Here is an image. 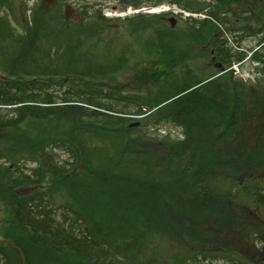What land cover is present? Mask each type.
<instances>
[{"label": "trees", "instance_id": "obj_1", "mask_svg": "<svg viewBox=\"0 0 264 264\" xmlns=\"http://www.w3.org/2000/svg\"><path fill=\"white\" fill-rule=\"evenodd\" d=\"M16 2L0 0V58L17 64L10 76H0V199L7 208L0 227V264H155L153 256L165 236L177 240L173 255H161L165 264H207L209 259L250 264L242 250L226 242L230 237L223 241L217 233L235 223H227V212L243 209L257 216L251 202L264 204V186L256 173L264 170V146L244 144L231 151L223 146L209 154L201 145L204 138L195 144L191 135L159 140L144 123L131 127L130 122L145 115L144 108L170 101L173 112L167 120L183 125L198 115L190 104L200 99L226 124L218 137L227 140L230 131L231 138L242 142L232 136V128L249 102L255 113L250 119H264V85L246 84L241 91L227 73L245 60L246 54L232 47L244 32L259 37L264 53V0H119L123 8L169 3L198 14L175 42L190 39V45L207 46L221 64L213 82H207L211 76L202 79L195 73L166 95L161 91L149 101L133 97L134 112L116 110L84 79L115 70L99 61L96 51L107 41L110 22L100 9L97 18L85 13L75 20L67 18L61 2L20 21L13 13ZM81 9L82 16L85 7ZM136 18L146 20V27L150 21L143 14ZM160 31L168 37L167 28ZM156 52L157 79L178 78L172 52ZM253 58L260 60L264 74V54ZM62 76L72 78L74 86L71 96L57 102L45 78ZM216 82H222L220 97L206 95ZM167 85L158 86L163 90ZM225 102L232 105L230 111ZM198 121L205 135V124L212 120ZM182 159L188 160L182 168L162 165ZM226 169L232 181L244 182H228L225 189L216 175ZM252 229L246 225L247 235ZM181 238L196 244L181 243Z\"/></svg>", "mask_w": 264, "mask_h": 264}, {"label": "rangeland", "instance_id": "obj_2", "mask_svg": "<svg viewBox=\"0 0 264 264\" xmlns=\"http://www.w3.org/2000/svg\"><path fill=\"white\" fill-rule=\"evenodd\" d=\"M61 2L62 0H18L13 7V13L20 18V21L25 17L31 20L34 18L33 16H37L49 8L52 10L56 5L60 6ZM62 3L63 12L66 14L67 18L81 20V17H85V13L97 18L98 13L95 14V12L100 9L102 14L109 19V30L107 31L106 37L107 41L96 48V51L98 52L99 61L115 66V70L104 74L103 72H94L91 74L92 77L84 76V79L86 82L93 83L91 88L103 92L102 94L99 93L101 100L105 101L116 110L124 109L134 112L137 110V105L129 102L133 97L137 98L141 96L148 98L147 100L149 101L150 98L154 99V96L158 95L161 91L162 96L166 95L184 82L191 81V76L195 73L202 79L211 76L209 80L207 79L208 81L205 80L207 82H213L218 79L217 72L220 68H215L213 66L216 59L211 55L209 47H199L192 43V45H190V39L186 42L185 40L182 41L179 45L175 42V36L184 35L185 31L183 29L187 26L189 19L191 17H199L198 14L187 12L175 4L167 3L166 6L170 7L169 10L156 13H151L144 8L135 9L130 6L125 9L119 3V0H64ZM83 6L86 11L83 10L81 16L79 13ZM57 10H59V8H57ZM139 14L150 16V21H147V27L143 23L146 20H138L136 18ZM200 16L202 17L203 15ZM171 18H174V21H171ZM23 22L26 24L25 21ZM140 22L141 24H139ZM14 26L20 28L18 22L14 23ZM166 28L169 31L168 37H165L166 35L160 31L166 30ZM258 38L259 37L250 38L249 36L243 38V34H241L240 44L234 43L232 38L230 40L233 42L232 47L236 51L243 52L244 49L247 50V52H245L247 57L244 62L241 64L234 63L232 73H227L228 76H230L228 77L230 82L236 84L241 91H243V85L246 84L254 85L257 83V85H264V74L261 73V69L258 70L260 66L259 63H254L250 61L251 59L249 58L250 54L260 45ZM160 41L162 44L161 46L159 45ZM154 43L158 46L155 47ZM156 49L172 52L170 54V59H175L174 70L179 74L178 78L172 76L171 78H164L161 81L157 79V70L159 66L154 62L160 58V53L156 52ZM262 49L263 48L260 50ZM93 51L96 53L94 49ZM174 63L172 62L173 66ZM16 66L17 64L14 61L10 64L6 60L0 58V76H10L12 72L11 68H15ZM188 72H190V76ZM222 73L223 72L220 74ZM45 79L49 81L47 83L49 87L47 91L56 97L55 100L57 102H61L62 98L66 96H71L70 92L72 91L70 87L74 85H72L73 79L69 76L49 77ZM163 81L167 82L168 85L161 90V86L159 87L158 85ZM225 81H227V79H225ZM222 82H220L221 86ZM216 83L207 87L205 91L206 95L208 93L209 95L216 96V98L220 97L218 92L221 86L219 82ZM196 96L201 97L200 94ZM191 103L190 105L196 107L195 109L198 115L192 117L190 120H186L183 125L167 120L166 116L173 110L171 102L169 101L165 103L164 106H154L151 110L144 108L143 111L146 112V114L132 120L130 126H134V123L136 125L144 123L142 127L151 132L152 135L159 140H162L165 136H169L172 140H186L191 135L192 138L195 139L193 141V144H195L198 142L196 138L199 139V141L201 138H204L201 140V145L204 146V149L209 152V154H212V151H216L223 146L227 148L230 146V151L234 150L235 147H242L244 144L250 145L249 147L264 146V119L261 118L257 122H253L252 119H250L251 116L255 114L250 111V107H252L251 102L242 105V116L239 118L240 123H238L237 127L232 128V136L240 137L243 139L242 142L236 140L237 138H231L230 131L227 133V140L220 139L218 134L226 125H223V120H218V116L209 113L200 99L192 101ZM223 107H226L227 111L232 109V105L229 103L227 105V102L224 103ZM179 116L181 117V115ZM198 120L202 123L206 121L211 122L209 120H212L211 125L207 123L209 125L206 126L205 124V135L203 132H199L200 122ZM225 121L224 119V122ZM240 155L243 156L244 152ZM205 158L209 160L208 157ZM187 161L188 160L182 159L176 162L174 160L172 161L173 164H167L169 162L165 161L162 165L165 169L172 167L176 168L178 166L182 168V166L187 164ZM258 172H260L259 183L261 186H264V170L256 169V173ZM229 173L230 172L226 169L216 175V181L222 182L225 189L228 187V182L231 185H236L239 181L243 180L242 178H236L232 181L230 177H228ZM243 182L244 181H242V183ZM202 192L204 191L202 190ZM181 193H184V189L181 190ZM199 193L201 192L199 191ZM242 200L243 197H239L238 201ZM249 202H251V200H249ZM251 206L253 212L258 211L257 216L245 212L243 209L236 212L231 209L232 211L227 212L226 221H228L227 223H233L235 221V223L227 225L226 228H222V231H218L217 235L220 239H223V241L226 240L224 238L230 237L229 241L226 242L229 243L232 248L235 249V247H237L242 250V257L248 259L250 264H264V204L252 201L250 207ZM6 218L7 208L0 199V227L4 225ZM247 224L251 225L253 228L248 235L247 231H245ZM184 241L191 245L196 244L195 241L185 238H181L179 242L182 243ZM162 242L163 247L157 250L155 253L156 255L153 256L152 259L155 264H165L161 255H173L171 250L175 251V249L171 247H176L175 244H177L176 238L172 239L167 236L163 237ZM207 264L230 263L228 260L223 259H209Z\"/></svg>", "mask_w": 264, "mask_h": 264}, {"label": "flooded vegetation", "instance_id": "obj_3", "mask_svg": "<svg viewBox=\"0 0 264 264\" xmlns=\"http://www.w3.org/2000/svg\"><path fill=\"white\" fill-rule=\"evenodd\" d=\"M255 31H256V29H255ZM247 36H249L250 38H254L252 35H250V32L247 33V34L244 32V33H243V38H245V37H247ZM245 52H247L246 49L243 50V53H245ZM211 53H212V51H211ZM259 55H260V53L256 54L255 56L259 58ZM246 57H247V56H246ZM246 57H245V58H246ZM213 60H214V58H213ZM213 66H214L215 68H221V64H219V63H217V62H214V63H213ZM258 70H259V68H258Z\"/></svg>", "mask_w": 264, "mask_h": 264}, {"label": "bare ground", "instance_id": "obj_4", "mask_svg": "<svg viewBox=\"0 0 264 264\" xmlns=\"http://www.w3.org/2000/svg\"><path fill=\"white\" fill-rule=\"evenodd\" d=\"M254 38H256V37H254ZM261 49V45H259V47L258 48H256L251 54H250V56H249V58L251 59L250 61H252V62H254V63H258V61H256L254 58H253V56L254 55H256V54H258V53H260V55H259V58L262 56V54H264V53H261L260 50ZM261 64V62H260V60H259V65Z\"/></svg>", "mask_w": 264, "mask_h": 264}, {"label": "built area", "instance_id": "obj_5", "mask_svg": "<svg viewBox=\"0 0 264 264\" xmlns=\"http://www.w3.org/2000/svg\"><path fill=\"white\" fill-rule=\"evenodd\" d=\"M145 10H149L150 12H160V11H164V10H169L170 7L162 5L159 7H154V8H144Z\"/></svg>", "mask_w": 264, "mask_h": 264}, {"label": "water", "instance_id": "obj_6", "mask_svg": "<svg viewBox=\"0 0 264 264\" xmlns=\"http://www.w3.org/2000/svg\"><path fill=\"white\" fill-rule=\"evenodd\" d=\"M171 21H174V18H171ZM133 125H136L135 123Z\"/></svg>", "mask_w": 264, "mask_h": 264}]
</instances>
